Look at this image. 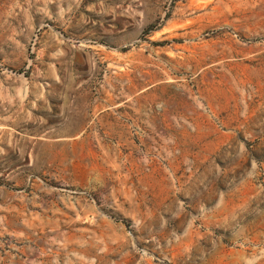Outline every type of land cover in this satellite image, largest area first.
Returning a JSON list of instances; mask_svg holds the SVG:
<instances>
[{"label":"rangeland","instance_id":"rangeland-1","mask_svg":"<svg viewBox=\"0 0 264 264\" xmlns=\"http://www.w3.org/2000/svg\"><path fill=\"white\" fill-rule=\"evenodd\" d=\"M0 264H264V0H0Z\"/></svg>","mask_w":264,"mask_h":264}]
</instances>
